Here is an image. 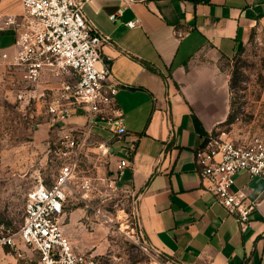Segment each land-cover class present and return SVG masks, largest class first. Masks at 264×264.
Returning a JSON list of instances; mask_svg holds the SVG:
<instances>
[{"label": "crops", "instance_id": "0c3cea01", "mask_svg": "<svg viewBox=\"0 0 264 264\" xmlns=\"http://www.w3.org/2000/svg\"><path fill=\"white\" fill-rule=\"evenodd\" d=\"M87 19L108 38L101 50L116 85L122 140H103L116 161L136 145L118 181L134 196L140 230L150 246L176 264H264V182L240 173L234 190L258 206L241 232L235 218L206 191L195 160L204 139L231 113L223 63L264 25V0H85ZM124 8L113 22L110 15ZM24 14L22 0H0V60L15 52L8 16ZM139 21L135 28L128 22ZM85 113L69 125L83 126ZM94 134V133H93ZM119 147L120 156L116 155ZM76 220L64 226L75 240Z\"/></svg>", "mask_w": 264, "mask_h": 264}, {"label": "built area", "instance_id": "2783aa9c", "mask_svg": "<svg viewBox=\"0 0 264 264\" xmlns=\"http://www.w3.org/2000/svg\"><path fill=\"white\" fill-rule=\"evenodd\" d=\"M85 3V0H22L24 14L8 16L5 21L16 32L15 52L3 54L0 65L22 73L28 92L21 93L18 99L41 100L51 127L64 130L58 149L60 167L51 185H40L28 193L18 232L0 224V253L14 250L24 264H97L96 257L79 252L64 231L70 185L77 174V164L68 156L80 151L84 138L93 134L95 128L109 132L116 140L124 139L126 130L116 106L118 87L108 83L110 64L102 62L101 50L108 38L87 19ZM123 12L124 8L111 14L110 20L117 21ZM138 25L137 20L127 23L129 28ZM80 113L86 114V124L68 128V120ZM101 148L113 153L108 144L103 143ZM135 148L131 142L127 155L119 160V178L130 167L129 158ZM195 160L205 190L215 196L217 203L235 218L240 231L245 232L258 204L244 190L233 188L240 173L264 182V134L241 142L209 135L196 149ZM91 188V182L83 179L79 190L84 199L89 197ZM20 246L29 249L32 255L28 257ZM152 250L155 251L150 245L144 247L148 254ZM157 264L176 263L167 259Z\"/></svg>", "mask_w": 264, "mask_h": 264}, {"label": "rangeland", "instance_id": "374dc122", "mask_svg": "<svg viewBox=\"0 0 264 264\" xmlns=\"http://www.w3.org/2000/svg\"><path fill=\"white\" fill-rule=\"evenodd\" d=\"M222 67L230 87L231 120L213 135L239 142L263 135L264 25L255 28ZM22 76L0 65V224L14 232L22 226L28 193L40 185L50 186L58 174L64 132L51 127L41 100L18 99L28 92ZM93 133L84 138L80 151L68 156L76 162L77 174L63 220L65 225L77 221L74 246L79 252L92 253L97 264H157L170 259L157 250L144 252L150 244L141 234L136 200L118 182L116 158L101 148V139L109 140L111 134L97 128ZM116 155H121L119 147ZM83 179L92 184L86 199L79 190ZM20 248L28 257L32 255L29 249ZM0 264L24 262L7 249L0 253Z\"/></svg>", "mask_w": 264, "mask_h": 264}, {"label": "trees", "instance_id": "16d2710c", "mask_svg": "<svg viewBox=\"0 0 264 264\" xmlns=\"http://www.w3.org/2000/svg\"><path fill=\"white\" fill-rule=\"evenodd\" d=\"M231 120V117H229V120L228 121H230Z\"/></svg>", "mask_w": 264, "mask_h": 264}]
</instances>
